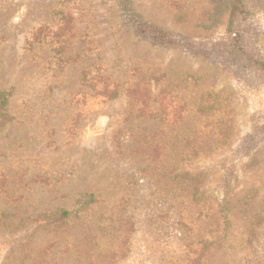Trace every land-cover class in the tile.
Instances as JSON below:
<instances>
[{"label": "rangeland", "instance_id": "rangeland-1", "mask_svg": "<svg viewBox=\"0 0 264 264\" xmlns=\"http://www.w3.org/2000/svg\"><path fill=\"white\" fill-rule=\"evenodd\" d=\"M129 2L199 48L153 44L117 0H0V264H264V77L226 58L228 0ZM247 2L236 28L264 60V0ZM62 12L59 61L32 33ZM212 90L224 132L199 110Z\"/></svg>", "mask_w": 264, "mask_h": 264}, {"label": "trees", "instance_id": "trees-1", "mask_svg": "<svg viewBox=\"0 0 264 264\" xmlns=\"http://www.w3.org/2000/svg\"><path fill=\"white\" fill-rule=\"evenodd\" d=\"M120 6L121 12L124 15L125 21L134 27L140 34L145 36L150 42L155 45H180V46H188L187 41L180 39L179 37H175L172 34L166 33L163 30L146 24L143 22L133 11L129 0H117ZM248 0H228L229 7V23L227 27V31L229 33L230 45H228L225 52H227L226 57L229 60L230 65L235 68L238 72H241L243 76H247L248 78L253 77H264V60L258 54H253L250 52L251 48V39L247 37V32L242 31L241 29H237L236 25L241 19H245L249 14V8L247 6ZM259 4V3H257ZM65 17L64 13H61V24L55 28L51 29L50 27H40L39 29H35L32 33V38L35 39L40 35H51L55 37L52 39L54 44L53 52L54 56L58 57L59 61L64 60L66 57L62 56L66 49V44L69 42L67 37L65 36ZM243 34V36H242ZM63 37V38H60ZM188 43L193 48H199L201 43L198 41L191 40ZM205 49H210V43H206ZM223 53V52H222ZM249 65L252 69H249ZM87 71H91V68H86ZM86 74H82L83 81H90L93 79H86ZM117 87V86H116ZM116 87H110L106 81H103V86L99 89L97 94L105 97L106 99H112L117 96L118 92ZM9 91L8 90H0V129L4 127V125L12 120V117L7 112V104H8ZM201 109L202 114L207 113L212 115V118L215 120L218 119V122L221 124L218 132H224V127L226 123L224 119L220 115V110H222V106L217 104V96L215 91H208L205 93L204 97H202ZM210 111V112H209ZM214 111V112H211ZM83 196H88V201H92L91 194H84ZM70 215L68 210L59 209L55 213H51L47 216H52L55 221H58L60 218L67 217Z\"/></svg>", "mask_w": 264, "mask_h": 264}]
</instances>
